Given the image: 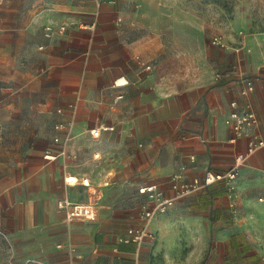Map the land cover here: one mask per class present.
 Listing matches in <instances>:
<instances>
[{"label":"crops","instance_id":"1","mask_svg":"<svg viewBox=\"0 0 264 264\" xmlns=\"http://www.w3.org/2000/svg\"><path fill=\"white\" fill-rule=\"evenodd\" d=\"M13 1L8 19H3L0 27L15 33L17 0ZM131 1L93 0L85 15L78 12L80 6L73 0H63L58 6L64 11L53 20L57 31L44 38L57 54L53 60L58 76L54 145L36 149L44 152V157L37 153L6 170L0 169V230L17 258H40L46 264H145L142 257L148 254L151 243L150 251L157 242L156 229L161 228L165 236L166 213L187 201L197 206L195 212L201 222L213 219L217 223L218 234L226 242L243 234L247 226L237 222L234 208L236 213L239 208L245 211L253 220L252 228L264 219V201L259 200L264 197L261 148L247 158L232 194L223 182L201 186L149 222L154 240L147 238L139 246L119 241L129 227L146 224L142 214L152 202L139 192L141 186L154 183L167 196H174L172 174L181 172L189 179L203 177L209 169L230 168L236 155L247 153L250 134L231 141L233 131L226 118L233 109L232 101L241 105L245 102L240 94V74L255 73L252 54L256 38L240 32L234 42L226 40L227 48L218 47L217 66L222 72L186 87L165 83L152 70L150 61L173 27V15L167 13L168 19H161L164 16L158 15L160 10H154L161 8L160 0H150L154 3L152 10L145 8L146 0H137L142 7L130 12L124 5L130 6ZM48 21L41 16L38 26ZM259 75L251 76L256 88L250 100L264 135V72ZM120 78L128 83L116 86ZM119 94L124 96L115 103ZM15 99L16 91L0 90V108H11ZM59 122L71 126L57 130ZM107 126L113 129L103 130ZM94 128L102 129L99 137L92 135ZM100 138L110 165L104 186L116 178L109 193L119 191V195L99 201L102 207L98 220L99 205L82 197L97 195L103 183L94 170L79 168L78 162L101 156L100 149L91 147ZM48 151L56 157L47 159ZM66 176L86 178L90 184L69 185ZM62 198L94 204L96 218L69 220L58 206ZM215 214L223 217L216 220ZM2 239L4 236H0V244Z\"/></svg>","mask_w":264,"mask_h":264},{"label":"rangeland","instance_id":"2","mask_svg":"<svg viewBox=\"0 0 264 264\" xmlns=\"http://www.w3.org/2000/svg\"><path fill=\"white\" fill-rule=\"evenodd\" d=\"M132 0L125 9L135 12L142 7L141 2ZM161 8H154L164 16L173 15V27L168 29L161 43L158 55L151 59L152 70L165 83L186 87L199 80L215 76L222 69L217 66L220 49L211 44L214 36L234 42L237 35L255 37L256 46L252 54V77H261L264 72V0H160ZM80 6L78 12L88 14V6L93 0H73ZM144 6L152 10L154 3L146 0ZM63 0H17L16 32L0 27V90L16 91V99L11 108H0V169H8L15 163L29 159L39 153L37 148H51L53 126L57 119L54 93L58 76L53 60L56 52L45 38V27L52 25L57 31L54 19L60 18ZM13 0H0V22L7 20ZM82 8V9H81ZM12 13V11H11ZM50 19L38 26V19ZM12 19V15H11ZM2 24V23H0ZM227 42V41H226ZM258 71V72H257ZM96 139L94 145L101 150V156L82 160L80 167L94 170L103 183L95 196L82 199L95 202L104 197L119 195L109 193L115 179L109 186L107 171L110 167L105 154L103 140ZM108 193V194H107ZM260 200V199H259ZM263 202V201H261ZM188 203V204H187ZM197 206L189 203L172 208L164 218V233L157 230V242L152 243L149 252L142 257L145 264H264V219L255 223L243 209H237V222L244 223V237L247 246L232 245L218 234V225L212 219L201 222ZM250 226V227H249ZM242 243V241L240 240ZM251 242V245L249 244ZM154 243V242H153ZM12 245L5 236L0 244V264H11L17 258L11 253ZM20 264H44L40 258H25Z\"/></svg>","mask_w":264,"mask_h":264},{"label":"built area","instance_id":"3","mask_svg":"<svg viewBox=\"0 0 264 264\" xmlns=\"http://www.w3.org/2000/svg\"><path fill=\"white\" fill-rule=\"evenodd\" d=\"M111 2H113V0H111ZM53 31L54 27L52 25L46 26V37H52ZM211 44L219 48H227V43L221 36H214L211 40ZM136 59L140 61L139 56H137ZM147 68H150V66H147ZM240 81V94L245 98V102L241 105L237 100L232 101L231 106L233 109L226 118V124H228L233 131V137L231 138V141L233 142H236L247 134H250L247 153L236 155L230 168L226 170L209 169L203 177H194L189 179L181 172L172 174L170 182L171 187L175 192L174 196H167L164 191L154 183L141 186L139 188V192L146 194L148 199L152 202L151 206H145L142 214L146 224L140 228L129 227L126 233L119 238L121 243H135L139 246L147 238L154 240L156 235L149 230V222L158 214L167 212L172 206H174L178 199L194 193L201 186L208 187L218 182H223L229 194H232L236 190L235 181L239 177L241 168L245 164L247 158L259 149L264 148V135L259 131L260 118L252 101L250 100V95L256 88L255 81L251 76L246 75L243 72L240 74ZM127 83L128 81L123 80L122 78L115 81L116 86L126 85ZM123 96V94L117 95L114 102L117 103L123 98ZM58 112L63 113V110L59 109ZM70 126L71 123L65 124L64 122H59L55 127L57 130H62L69 128ZM110 129H113V127L107 126L103 128V130ZM101 131V128H94L91 130V133L93 136L99 137ZM55 141H60L59 136L55 138ZM62 154H65V151H62ZM45 157L47 159H54L56 156L48 151ZM65 180L69 185L82 183L88 186L90 184L88 179L85 178L80 180L79 177L76 176H66ZM259 199L260 201H264V197H260ZM58 206L60 209L66 211L69 220H73L75 218L94 220L97 216L96 208L94 204L91 203H72L68 198H62L58 201ZM233 210V216H236L237 214L235 208ZM0 236L5 237L6 234L0 230ZM59 246L62 247L63 244H59ZM11 264L20 263L14 261ZM44 264H46V262H44Z\"/></svg>","mask_w":264,"mask_h":264},{"label":"trees","instance_id":"4","mask_svg":"<svg viewBox=\"0 0 264 264\" xmlns=\"http://www.w3.org/2000/svg\"><path fill=\"white\" fill-rule=\"evenodd\" d=\"M223 216L220 214H215L214 216V219L218 220V219H221ZM226 222L228 223H232L231 220H226ZM240 240L242 241V243L240 242ZM234 246V245H238L239 247H243V246H247V242L245 241V237L242 233H238L234 236H232L230 239H229V246ZM200 264H206V261H202Z\"/></svg>","mask_w":264,"mask_h":264}]
</instances>
